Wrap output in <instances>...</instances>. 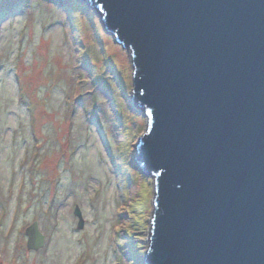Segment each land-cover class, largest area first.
<instances>
[{
	"label": "rangeland",
	"instance_id": "obj_1",
	"mask_svg": "<svg viewBox=\"0 0 264 264\" xmlns=\"http://www.w3.org/2000/svg\"><path fill=\"white\" fill-rule=\"evenodd\" d=\"M101 18L79 0H0V264H144L153 178L133 166L148 118Z\"/></svg>",
	"mask_w": 264,
	"mask_h": 264
},
{
	"label": "water",
	"instance_id": "obj_2",
	"mask_svg": "<svg viewBox=\"0 0 264 264\" xmlns=\"http://www.w3.org/2000/svg\"><path fill=\"white\" fill-rule=\"evenodd\" d=\"M80 1L129 53L148 118L133 166L153 178L143 263L264 264V0ZM24 233L44 246L37 222Z\"/></svg>",
	"mask_w": 264,
	"mask_h": 264
},
{
	"label": "trees",
	"instance_id": "obj_3",
	"mask_svg": "<svg viewBox=\"0 0 264 264\" xmlns=\"http://www.w3.org/2000/svg\"><path fill=\"white\" fill-rule=\"evenodd\" d=\"M80 1V0H79ZM124 236L125 237H127V238H129V235L124 231ZM131 243V242H130ZM134 248H136L137 247V245L136 246H133Z\"/></svg>",
	"mask_w": 264,
	"mask_h": 264
}]
</instances>
